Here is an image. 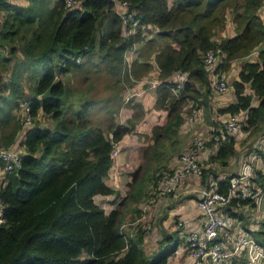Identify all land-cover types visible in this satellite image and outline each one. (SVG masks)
Segmentation results:
<instances>
[{"label":"trees","instance_id":"16d2710c","mask_svg":"<svg viewBox=\"0 0 264 264\" xmlns=\"http://www.w3.org/2000/svg\"><path fill=\"white\" fill-rule=\"evenodd\" d=\"M76 1V6L68 7L65 0H27L25 5L0 0V9L6 11L0 19V45L18 56L14 61L8 53L0 59V147L23 148L21 167L2 170L0 264H168L181 242L178 230L165 233L156 249L146 251L144 231L129 236L121 229L124 208L132 205L139 214L136 203L160 186L162 172L173 168L170 162L179 147L185 106L191 103L187 113L208 107L211 85L203 52L220 48L225 57L215 67L226 72L233 60L264 41V22L258 13L264 0H128L138 26L125 35L114 0ZM229 17L235 30L223 35ZM147 24L157 31L128 65L125 53L145 38ZM258 56V61L244 62L231 81L235 100L217 109L230 114L243 111L242 129L248 135L264 133V50ZM151 57L158 67L155 107L166 110L165 120L152 130L153 142L143 153L145 164L131 173L128 186L134 189L106 212L96 196L120 194L105 179L113 164L111 152L144 112L134 102L126 122H118L115 113L126 81L147 75L154 66ZM37 65L43 70L36 78ZM94 72L115 82L110 103L99 100L98 91L92 93L94 85L88 79ZM179 73L186 79L175 90L172 76ZM72 75L85 82L76 84L78 78L73 82ZM23 99L28 100L33 118L28 126L16 113ZM103 113L102 121L98 116ZM256 151L264 159L263 148ZM236 153L234 134L222 130L202 181L212 175L218 190L227 193L233 173L221 178L218 170L226 168ZM253 180L264 190L262 168ZM249 201L232 197L231 215L237 216L232 209L237 202ZM241 227L264 241V219L257 226L242 221ZM240 259L233 264H246L244 257Z\"/></svg>","mask_w":264,"mask_h":264},{"label":"built area","instance_id":"2783aa9c","mask_svg":"<svg viewBox=\"0 0 264 264\" xmlns=\"http://www.w3.org/2000/svg\"><path fill=\"white\" fill-rule=\"evenodd\" d=\"M8 1L13 5H17L15 0ZM65 4L68 7H73L77 5V1L65 0ZM114 9L123 20L122 33L125 35L135 32L138 20L134 18L135 12L130 9L129 1L114 0ZM261 12V18L264 22V10ZM5 13V9H0V19L5 16ZM143 28H145L143 30L145 40L150 38V33L152 34L153 30L157 31V28L151 24L144 25ZM224 57L225 53L218 47L207 49L202 54L205 68L210 76L211 93L213 91H225L228 87V77L224 72L217 71L215 67ZM185 79V73L178 76L175 80L177 83L175 90H178ZM131 95L130 88L126 89L123 93L124 100H129ZM190 105L191 103L188 106ZM197 111V108H193L191 113L185 115L183 125L186 128L199 121ZM16 113L23 126L32 123L33 118L30 115V105L27 99L20 100ZM242 119L243 111L236 114L229 113L218 122L214 121L208 129L209 134L207 136L198 132V134H193L187 148L181 151L179 155L178 167L171 169L172 171H167L164 178L160 180L159 195L166 194L173 189L174 192L178 191V184L182 182L185 176L193 179H195L194 176L197 178L202 177L203 163L200 162L198 154L207 149L209 141H219L222 130L229 134H237ZM254 146L260 149L262 147L264 151V135L260 141H256ZM249 150L253 149L250 148ZM254 150L256 151V149ZM244 151H241L238 167L231 175L227 193H221L218 190L217 181L213 177L206 178L208 180L198 190L199 197L196 199L195 207L200 218L202 217L200 225H197L198 227L190 225L188 229L184 230L185 221L179 216L178 226L176 227L182 239V243H180L182 248L179 245L175 255L187 253L190 264H233V261L242 257L246 259V264H264V241H257L250 232L241 227L243 221L241 213L234 210L236 209L235 206H240L242 210L249 212L253 218L250 219V226H257L264 219V190L253 180L258 170H255L254 165L260 157L257 153L246 154L243 153ZM117 153L118 148L116 145L111 152L112 157L115 158ZM21 158L22 152L15 145L0 147V161L3 164V171L20 168ZM220 177L223 178L224 174H221ZM239 196L248 197L250 201L247 203L237 202V205L232 206V209L237 213V216H232L228 203L232 197ZM4 208L5 203L0 197V223L4 221Z\"/></svg>","mask_w":264,"mask_h":264},{"label":"crops","instance_id":"0c3cea01","mask_svg":"<svg viewBox=\"0 0 264 264\" xmlns=\"http://www.w3.org/2000/svg\"><path fill=\"white\" fill-rule=\"evenodd\" d=\"M15 1L17 4H24V5L27 4V0H15ZM263 10H264V1L258 11L260 16H262L261 11ZM150 35L152 36L151 33ZM144 41L145 39L141 40L140 42L135 43L131 48H129L126 51L127 54L125 57H126V60L128 61L127 62L128 65H130V63L135 57H138V48L141 47V45H143ZM263 48H264V41H262L256 47H254V49L249 54L241 58L235 59L237 60V62H239L238 71H237V74H235V76L230 80V83L233 79L237 78L240 67L242 66L244 62L258 61L259 51L262 50ZM7 54H8L7 49L0 47V59H2V56L7 55ZM18 55L21 56L19 52H18ZM17 57L16 56L13 57L12 60L13 59L14 61L17 60L18 59ZM154 58L155 57L150 58L151 63L154 65L153 68L151 69V71L153 72L150 71L147 75H144L141 78H139L136 81L135 85L129 87L132 92L131 97L132 98L134 97L133 99L134 102L141 104L144 113L140 121L135 126V129L126 133L123 136V138L118 141L117 143L118 153L116 157L113 158V164L111 168L109 169L107 176L105 177L106 182L111 187H113L115 190H118L120 194L118 196H116L115 194L97 195V196H101V198L106 201L104 205L108 206L109 209L107 210V208L102 206L106 212L110 211V209L117 206L121 198L120 196H124V189L128 187L127 184L130 181L132 171L135 170L136 167L143 160V156H144L143 153L146 147L150 143L153 142V139L151 137L153 128L155 126L163 124L165 120L166 110L157 108L154 105V102L156 100V85L157 83H159V80H157V76L155 78L153 77L158 74V67L156 65V61ZM235 60H233V62ZM228 72L233 73L231 70V67L228 71L224 72L229 80ZM179 75L180 73L178 75L174 74L172 76V79L176 80ZM132 77L133 76H131V78ZM3 81H7L6 76H5V80ZM248 87L249 86H247V91H250V88ZM138 97L140 98L141 101L138 99ZM234 100H235V94L231 88L227 92V95H222L219 93H217L216 96H213V97L211 95V99H209V105L205 110L203 108H197L198 110L197 112L199 114V121L196 122L195 124H199L200 128H203L202 130L198 131V133L201 135L207 136L209 134L208 129H210L209 127L214 123V121L218 122L224 116H227L229 114L228 112L218 113L217 109L220 106L222 107L223 105H226L229 102H232ZM134 102L133 101L128 102V100L123 101V104L120 105V107L118 108L119 110L121 109L120 111L118 110L119 114L117 115L118 112L115 113V117L117 116V117L122 118V119H116L118 122H123V120L128 118L133 113V111L135 110V107H133ZM188 105L189 103L186 106ZM184 114H185V111L183 115ZM195 124H192L187 129L183 125V132L182 130H180L181 134L178 135L180 139L179 147L177 151L173 154L171 162H170L171 166H173L174 168L176 166L178 167L179 155L181 151L187 148L189 144L190 136L197 133V132L190 133V128L193 127V125ZM187 132L188 134H186ZM20 134L21 132H18L17 138L20 136ZM18 149L20 151L21 150L23 151L22 147L20 148L18 147ZM212 153H214V149L211 146H208L205 151H202L198 154V158L200 162L203 163V168L206 165L205 163L208 161L207 159L209 155ZM241 154L242 152H240V154L238 155V160ZM233 157L234 156H231L230 160H232L231 158ZM238 164H239V161H238ZM3 176H4V173L0 166V183L2 181ZM194 177L195 179H193L192 177H186V176L183 177L182 182L178 184L179 190L172 193L173 196H177L178 194H181L182 192L188 193V194L185 195L187 197H185L182 201H175L174 207L173 208L170 207V209H172L170 210L171 211L170 214L165 219L164 217L162 218L164 224L168 226L169 230L174 229V226L171 225V220H170L171 214H174V215L179 214L178 213L179 210L184 211V215L188 217L189 225H200L202 221V217L200 218L198 214V210L195 207V204H196V199L199 197L198 190L204 186L206 179H205V182H203L202 177H198V178L196 176ZM206 177L210 179L212 175H208ZM191 219L193 220L191 221Z\"/></svg>","mask_w":264,"mask_h":264},{"label":"rangeland","instance_id":"374dc122","mask_svg":"<svg viewBox=\"0 0 264 264\" xmlns=\"http://www.w3.org/2000/svg\"><path fill=\"white\" fill-rule=\"evenodd\" d=\"M234 30H235L234 25H233V23L229 17L226 21L224 29L222 30L223 31L222 34L223 33L224 34L232 33V32H234ZM0 47L4 48L3 45H0ZM5 48L7 49V52L10 54V56L13 57V55L10 53L8 46H5ZM238 66H239V62H237V60H235L231 65V70L233 73L228 72L229 82H228L227 89L225 91H221V92L213 91L211 93L212 97L216 96L217 93L222 94V95H227V92L229 91L230 88L233 90V86L230 83V80L235 76V74H237ZM42 70H43V67L40 65L37 66L36 68H33V71L35 72L36 78L42 73ZM151 72H153V71H151ZM26 73H30V71H28V72L26 71ZM153 75H155V74H153ZM81 76L86 77L85 75H82V74H81ZM156 76L157 75H155L153 77L155 78ZM71 78L73 79V82H75L76 78H78V77L72 75ZM27 79L32 80L33 77H29ZM137 80L138 79H136L134 77L132 79V81H129V82L126 81L125 85H127V87L125 89H128L130 86L135 85ZM88 81H91V83L94 85L93 89H92V93H94L96 90L102 95L101 97H98L99 100H101V101L105 100V103L111 102L113 95H115V90L117 87L116 85H114L115 82H112L111 79L108 78L106 75H104L102 73H95V72L93 73V77L88 79ZM26 82L28 83V81H26ZM81 82L83 84V82H85V80L81 81V79L78 78V81L75 83L79 84ZM30 88L33 89V85ZM125 89L123 90V93H124ZM29 91L30 90L28 89L27 92H29ZM123 93H122V95H123ZM119 96H120V94H119ZM133 99H134V97L131 99V101L134 102ZM138 99L140 100L139 97H138ZM120 101H121L120 105H122L124 98H121ZM120 105H119V107H120ZM154 105H155V102H154ZM185 107L186 108H184V111H185L184 115L188 114L187 113L188 106H185ZM118 110H117V112H118ZM101 111H103V107H101ZM184 111H183V113H184ZM118 114H119V112L117 113V115ZM99 117L103 121V119L105 118V114L103 113V114L99 115L98 118ZM223 118H225V116ZM116 119H122V118L116 116ZM101 120H99L97 122L104 125V123ZM126 121H127V118L125 120H123V122H126ZM46 123H48L47 119H46ZM239 127H240L239 132L234 135L237 153L235 154V156L233 158H231L232 160H230L229 165L226 168H224V169L219 168L218 172L220 173V176H221V173H226V172H233L234 173L236 171V169L238 167V155L240 154L241 151L245 150L243 153H246V154L257 153L254 150V149H256V146H254V144L256 143V141L257 142L260 141L261 137L264 135V133H262L261 131L257 134H249L248 135L247 132L242 129V123L241 122L239 123ZM202 129L203 128H200L199 124H195V125H193V127L190 128V133L198 132ZM192 136L193 135H191L190 138ZM167 141H168V139H166V142ZM218 143H219V141H214L210 145L214 149V153L217 149ZM169 146H170V144H169ZM250 148H252L253 150L250 151L249 150ZM144 160H145V157L143 156V160L141 161L142 166L145 164ZM205 164H207V163H205ZM216 166H218V165L216 164ZM218 167H220V166H218ZM254 168H255V170H257L258 168L264 169V159L262 157H260L257 160V163H255V165H254ZM171 169H174V167ZM161 174H162V176H161V179H162V178H164V173L162 172ZM207 180L208 179H206V181ZM127 186H128V184H127ZM191 186H193V185H191ZM132 187L131 186L126 187L124 189V195L131 193V190L134 189ZM173 192H174V189L171 190L170 192H167L166 194L159 195L160 194L159 189L155 188L145 199L140 200L138 203H136L140 207V210H139L140 213L139 214H135V212L132 210V205H130L128 207L126 206L127 208L126 207L124 208L126 215H125V219H124V222L122 224L121 229L129 236H133V234H135V232H137L138 230L144 231V235H143L144 240L143 241H144V248L146 249V251H151L153 249H156L158 240L161 239L165 233H171L175 230L177 231L176 226H178L177 221H178L180 215L182 216L181 218H183V220L185 221L184 230L188 229L190 226L188 217L184 215V211H182V210L178 211L179 214H176V215L171 214L170 220H171V225L174 226V229L169 230L168 226H166L164 224L162 218L164 217V219H165L170 214V212H171L170 210H172V209H170V207L173 208L175 205V203H174L175 201H182L185 197H187L185 195L188 194V193L182 192L181 194H178L177 196H173L172 195ZM192 193H194V192H192ZM120 197H123V196H120ZM96 201H97V203H99L103 207L107 208V210L109 209L108 206L104 205L106 203V201L103 200L101 198V196H97ZM235 207H236V209H234V210L239 211L241 213V216L243 219V224L245 223V221H248V224H250V221H251L250 219H251L252 215L249 212L242 210L240 208V206H235ZM192 220L193 219H191V221ZM192 226H197V225H192ZM180 243H182V239H181ZM180 247L182 248V244H180ZM170 258H168V259H170ZM240 260H242V259H240ZM168 264H190V260L188 258L187 253L184 252V253H181L179 255H176L175 257H172L171 260L168 262Z\"/></svg>","mask_w":264,"mask_h":264},{"label":"clouds","instance_id":"9594fccd","mask_svg":"<svg viewBox=\"0 0 264 264\" xmlns=\"http://www.w3.org/2000/svg\"><path fill=\"white\" fill-rule=\"evenodd\" d=\"M233 173V172H232Z\"/></svg>","mask_w":264,"mask_h":264}]
</instances>
